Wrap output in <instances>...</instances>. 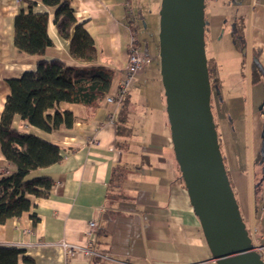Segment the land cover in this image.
<instances>
[{
    "label": "crops",
    "instance_id": "0c3cea01",
    "mask_svg": "<svg viewBox=\"0 0 264 264\" xmlns=\"http://www.w3.org/2000/svg\"><path fill=\"white\" fill-rule=\"evenodd\" d=\"M124 1L71 0L77 21L93 39L95 64L115 71L110 95L128 58ZM228 1H204V45L220 42L226 33L227 46L233 47L230 25L234 18H241L243 45L250 63L253 53L257 54L262 76L253 83L249 69L240 73L238 66L237 70L226 66L218 95L213 93L212 116L241 218L247 231L257 227L264 235V223L257 218V209L264 203V0L240 2L235 8ZM130 6L135 8V0ZM23 7L25 0H0V115L9 94L7 80L33 70L37 60L14 47L13 21ZM35 10L47 13L51 46L44 58L81 65L70 56L68 41L55 28L54 9L37 4ZM140 49L152 60L137 73L128 93L132 129L128 136L117 134L114 120L119 105L105 99L94 111L60 104L73 112L75 123L53 133L14 117L18 131L58 146L61 160L31 173L48 176L54 184L48 197L33 200L36 222L23 215L0 225V246L23 249L34 264H214L174 158L164 90L157 85L159 75L149 67L154 59ZM214 54L210 51L207 57ZM217 63L218 78L222 76ZM0 164L6 165L1 155ZM89 221L96 224L90 248L97 255L82 250L67 255L61 243L81 249L88 246Z\"/></svg>",
    "mask_w": 264,
    "mask_h": 264
},
{
    "label": "trees",
    "instance_id": "16d2710c",
    "mask_svg": "<svg viewBox=\"0 0 264 264\" xmlns=\"http://www.w3.org/2000/svg\"><path fill=\"white\" fill-rule=\"evenodd\" d=\"M37 4L54 9L55 28L59 36L68 41L70 56L81 65L72 66L58 59L44 58L51 40L47 36V13L37 12ZM74 13L71 0H25V7L14 17L15 49L37 60L33 70L7 80L9 94L0 115V155L14 166V171L0 176V225L23 215L36 222L37 218L32 212L33 200L48 197L54 182L48 176H33L31 173L61 160L58 146L33 134L18 131L13 127L14 117L18 116L26 125L45 133H53L70 129L75 123L73 112L61 108L60 104L82 106L94 111L110 96L115 71L95 64L97 52L93 39ZM125 13L128 24L126 9ZM230 29L233 47L240 52L243 49L242 19L234 18ZM207 70L211 95H218L216 66L213 59L208 57ZM250 71V81L257 82L262 70L256 53H253ZM128 93L120 101L114 120L119 136H128L132 130L128 126ZM210 107L212 112L211 97ZM217 140L220 150L218 134ZM221 158L224 165L222 154ZM225 173L227 175L226 169ZM0 264H34V260L23 249L0 246Z\"/></svg>",
    "mask_w": 264,
    "mask_h": 264
},
{
    "label": "water",
    "instance_id": "95a60500",
    "mask_svg": "<svg viewBox=\"0 0 264 264\" xmlns=\"http://www.w3.org/2000/svg\"><path fill=\"white\" fill-rule=\"evenodd\" d=\"M204 1L160 2L158 57L174 158L211 261L227 264L234 257L237 264H264L253 251L218 146L204 45ZM178 54L189 67L183 80ZM201 151L210 166L208 181L195 164Z\"/></svg>",
    "mask_w": 264,
    "mask_h": 264
},
{
    "label": "rangeland",
    "instance_id": "374dc122",
    "mask_svg": "<svg viewBox=\"0 0 264 264\" xmlns=\"http://www.w3.org/2000/svg\"><path fill=\"white\" fill-rule=\"evenodd\" d=\"M248 0H229L228 4H231L234 8L236 5L240 4V2L247 3ZM161 0H135V8H133L137 12V18L139 22L138 27V40H140V46L142 50H146L153 57V62L150 64V69H154L158 76L157 85L163 88L161 75H160V59L156 54L158 53V30H159V9H160ZM138 6V8H137ZM235 11V9H233ZM238 11V9H236ZM238 16V14H237ZM231 26V25H230ZM231 30V29H230ZM229 30V31H230ZM206 37V33H205ZM228 43V34H224L221 37L220 42L212 43L205 46V53L209 56L210 51H213L214 57L212 58L215 65L217 62L218 65H221L219 70V74L222 76L223 69L228 66L231 70H237L238 72H244V70H250V53L246 46L243 45V49L238 52L234 47L230 45L227 46ZM209 52V53H208ZM209 58V57H208ZM216 62H215V60ZM229 63V64H227ZM237 72V73H238ZM223 77H218V88L219 83H223ZM153 91L152 88H149ZM164 90V89H163ZM212 103H213V95H211ZM165 102V97H164ZM136 117V116H135ZM135 117H131L135 119ZM264 262V258H261Z\"/></svg>",
    "mask_w": 264,
    "mask_h": 264
},
{
    "label": "built area",
    "instance_id": "2783aa9c",
    "mask_svg": "<svg viewBox=\"0 0 264 264\" xmlns=\"http://www.w3.org/2000/svg\"><path fill=\"white\" fill-rule=\"evenodd\" d=\"M131 0H125L123 6L127 10L129 17V23L127 28L129 30V41H128V58L124 69L122 70L121 78L117 84L116 91L113 95L105 98L108 103H116L119 105L123 96L128 93L135 83V77L137 73L149 65L151 62V57L141 51L138 40V26H137V14L133 8L130 6ZM20 0H16L19 3ZM112 122V120L110 119ZM6 165L0 164V176L9 173L10 163L5 161ZM257 218L259 222L264 223V203L260 204L257 209ZM96 224L94 221H89L87 223V229L85 230V237L87 238L88 246L86 248H78L66 243H61L65 253L69 256L75 254L77 251L82 250L86 255H97L91 250V244L95 237ZM248 236L251 240L253 251L256 252L260 258H264V235H261L259 229L253 228L248 231Z\"/></svg>",
    "mask_w": 264,
    "mask_h": 264
},
{
    "label": "bare ground",
    "instance_id": "6f19581e",
    "mask_svg": "<svg viewBox=\"0 0 264 264\" xmlns=\"http://www.w3.org/2000/svg\"><path fill=\"white\" fill-rule=\"evenodd\" d=\"M177 65L180 78L183 80L189 73V67L187 65V62L182 59L180 54H178ZM195 164L199 175L203 178L204 181H208L210 166L202 151L195 157ZM227 264H237V262L233 257L227 262Z\"/></svg>",
    "mask_w": 264,
    "mask_h": 264
}]
</instances>
